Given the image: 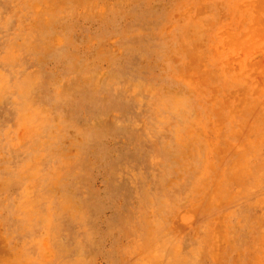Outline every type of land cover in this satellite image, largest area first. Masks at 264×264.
<instances>
[{
	"label": "rangeland",
	"instance_id": "rangeland-1",
	"mask_svg": "<svg viewBox=\"0 0 264 264\" xmlns=\"http://www.w3.org/2000/svg\"><path fill=\"white\" fill-rule=\"evenodd\" d=\"M0 264H264V0H0Z\"/></svg>",
	"mask_w": 264,
	"mask_h": 264
}]
</instances>
